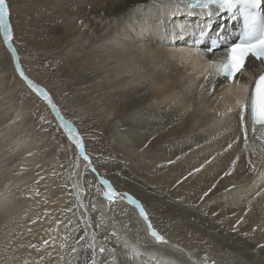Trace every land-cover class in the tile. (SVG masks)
<instances>
[{"label": "bare ground", "instance_id": "bare-ground-1", "mask_svg": "<svg viewBox=\"0 0 264 264\" xmlns=\"http://www.w3.org/2000/svg\"><path fill=\"white\" fill-rule=\"evenodd\" d=\"M153 3L36 0L31 23L37 36L31 39L17 30L11 17L16 14L25 23L26 0H6L12 39L6 43L0 32V264H58L68 213L61 198L53 197L48 159L32 153L37 139L24 141L17 152L27 157L30 177L13 175L17 153L5 156L7 145H13L6 126L35 111L37 103L42 105L39 121L46 120L42 116L47 118L49 112L52 115L41 97L25 94L23 81L15 74L18 65L28 82L48 88L60 116L79 125L83 134L79 132L85 142L83 154L75 139L67 141L66 152L74 209L91 249L89 264L99 262L100 245L84 202L83 183L87 172L94 178L99 174L100 163L94 164L98 168L93 172L90 158L85 159L96 144L111 156L101 158L98 153L100 161H112L116 169L99 170V177L117 192H128L118 193L119 199L130 194L138 200L153 228L173 242L150 238L134 208L106 203L110 218L121 228L106 221L104 230L117 231L115 251L119 247L128 251L126 264H205V257L207 264H264V133L251 124L247 108L238 103L246 102L247 84L264 62L249 58L227 84V78L214 74L216 67L211 72L199 52L182 50L187 46L182 35L196 30L202 11L195 9L198 16L191 18L193 11L174 0ZM207 13L210 25L217 20V27L229 25L225 13ZM19 38L56 63L68 50L72 52L56 69L58 74L52 73L54 88L21 59ZM224 52L219 49L206 56L214 59ZM20 91L25 105L19 106L12 102ZM54 112L53 126L55 118L60 121ZM74 130L72 137L78 136ZM92 189L88 190L93 201H99L96 205H106ZM104 208L100 206L98 213H105ZM121 229H128L130 238L121 235ZM188 236L198 238L189 249Z\"/></svg>", "mask_w": 264, "mask_h": 264}, {"label": "rangeland", "instance_id": "rangeland-1", "mask_svg": "<svg viewBox=\"0 0 264 264\" xmlns=\"http://www.w3.org/2000/svg\"><path fill=\"white\" fill-rule=\"evenodd\" d=\"M26 2H27V5L24 6V8H23L24 12L27 15V19L25 18V23L23 24V22H19L18 16L16 14H14L11 17H13L15 19V23L17 22L16 23L17 24V30L18 31H24L25 34H27L31 39H33L32 37L37 36V28L31 23V20L33 18H35L34 17L35 13L33 11V7H35V5H36V0H26ZM23 18H24V16H23ZM46 18H47V16L44 17L45 20H46ZM88 37H87V39L92 38L91 36H88ZM16 41L18 43L19 50H20L21 55H22L21 59L24 61V63L27 66H30L32 69H34V71L36 73L38 71L39 74H41V75L43 74L44 77H46L48 80L51 81L50 85H51V87H53L52 84H54L53 81L55 80V78H53V79L51 78L52 73H57L56 69H58L60 67L62 62L65 61L66 57L68 55H71L72 52L68 50V52L63 54L62 58L61 59L59 58L57 63H56L53 60L54 58H52L51 56H48V55L41 53V52L38 53L33 48L30 49L26 44L23 43V41L21 39H20L21 42H19L17 39H16ZM56 65L58 67H56ZM14 68H16L15 65H14ZM35 68L37 71L35 70ZM19 69H21L20 65H18L17 69H15V74L19 77V79H21V81H23L22 83L24 85L22 87H23V91L25 92V94L28 96L29 93L33 92L38 97H41L40 100L46 106H49L52 115H55L54 109L52 108L51 104H49L48 101L44 97L39 96L40 94H39L37 88L36 89L32 88V86L28 82L26 74L24 73V76H21ZM23 72H24V70H23ZM44 88L48 92V88L46 86ZM23 91H20L18 93V97L15 98L12 103L18 104L19 106L25 105V101H24L25 100V94H23ZM48 94L50 95L51 98L53 97V96H51V94L49 92H48ZM37 106L38 107L36 109H34L35 111H32L31 113H29L27 116H25V118L21 119L18 122L16 121L15 123L10 124V125L5 127V128H9L10 132H9V135L7 137L9 138L10 142H13V145L12 146L7 145L4 153H5V156H8L9 154H12V153H17L21 147V144L24 141L30 143L34 139H37V146L35 149L32 150V153H34V155L38 158L48 159L47 168L49 170H52V172H53L52 178H51V190L53 193V197L54 198L60 197L61 198L60 199L61 206L68 209V211H67L68 213L65 215L67 220L65 219L64 223H63V238H62V243H61V246L59 249V254H58V264H89L91 249H90V247H89V245L86 242V239L84 237V232L82 230L81 218L78 216L77 210L74 209V205H75L74 204V197H73V192H72V188L70 185L71 178H70V175L68 173V168H67L69 162H68V158H67L66 144H68L67 141L73 142V137L70 136V134L61 125V122L59 120H57L55 118V116H54V118H55L56 124H55V126H53L54 125V121L52 119L53 116L50 114V112L48 114H46L47 118L45 116H42L43 119H46V120L39 121L40 118L38 119V117H39L40 111L42 110V105L37 103ZM39 124H44L41 129L39 127ZM71 125H72V127L75 125L73 128L77 131H75L74 129L73 130L76 132V134H78L79 138L82 139V141L84 142L83 136H82L83 134L80 131L79 125H77L76 123H74V125L72 123ZM87 129L90 133H93L92 128H87ZM79 132H81L82 135ZM84 143H83V145H84ZM94 148H96V149H94ZM94 148H90V150H91L90 153H88L86 151L87 155L89 156V157L88 156L87 157H88V159L90 158L91 163H92L91 167H89V168L90 169H92V168L97 169L98 167L94 164L100 163L98 165L100 168L99 169L100 171L106 170V169L111 170V171H115L116 170L115 169V163L112 161H111V163H108V162L103 161V160L100 161L101 159L99 158L98 153L102 154L103 157H101V158H110L111 156H109L108 153L104 152V150L99 149L100 148L99 144H98V146L96 144L94 146ZM83 151H84V148H83ZM109 153H111V152L109 151ZM95 155H98V156L95 157ZM30 169L31 168H30L27 157H25L20 152L17 153L16 157H15V161L13 163V169H12L13 175H16L18 177H24V176L30 177L32 175V174H29ZM99 170L97 169L99 174L96 173L95 178H94L92 172H91V174H92V177H91L90 172L86 171L87 172L86 176H85L86 178L84 179L85 183H83V186L86 185L85 186L86 188H83L84 189V194H83L84 195V202H85V205L87 207V210H88V213H89V216L91 219V223L93 226V230L95 232V236H96L97 241L100 245L99 253H98V260H97L99 262H97V264H122V263L126 264V262L130 261V256L128 254V251L125 248H120V247L117 249V252L115 251V244L113 242L117 240L114 238L117 231H115L114 227H112V229H109V230H104V228L105 229L107 228V226L104 227L107 222L110 223L111 225L115 224V226L118 223L116 219L114 220V219L110 218V217H112L111 216V208L108 207L106 203L118 204L119 207H120V205H124L127 207L130 206L129 208L132 210L134 208L135 212L137 213L136 214L137 218L141 221L142 226L144 227L143 228L144 231L153 240H156V238L153 237L150 233V230L148 228V221H145V219L140 215L139 208H137V206L128 199V197H127L128 195H125V197H124V194L123 195L121 194L120 196H122V198H120V199L117 197L119 195H116L111 200H109L105 196L104 193L106 191H108V189L102 183V180H104L105 178L101 176L102 179H100L101 177H99L101 174ZM92 171L95 172V170H93V169H92ZM90 185H92V186H90ZM91 187L93 188L92 190L96 191L97 195L99 196V199L103 200L106 205L102 204L103 202L101 203V205H98V206L96 205L99 201L98 202L93 201L94 194H92L93 192L92 193L89 192ZM112 188L115 189V191L117 192V189L114 186ZM97 191H99V192H97ZM117 193H126L127 194L128 192H117ZM100 206H102L103 208L107 206L106 208H104V209H106L105 213L99 214L102 212L101 210L98 213ZM107 211H110V212L107 213ZM100 215H102V216H100ZM102 218H103V220H102ZM113 218H115V217H113ZM148 220H149V218H148ZM117 226H119V224H117ZM125 226H122V228L125 229ZM120 228L121 227L119 226L118 229H120ZM124 229H121V231ZM119 235H117V236L119 237ZM121 235H124L127 238H130V236H131L128 229L124 230L123 234H121ZM163 237H164V240L161 242L165 243L166 241H168L170 243H173V242H171V240H169L168 237H166V236H163ZM186 239L185 240L187 242H189L187 244L188 246L184 245L187 247V249L191 248L193 246L192 245L193 243L195 245H197V243H198V238H194V239H196V240H194V239H190V236H188ZM175 241H178V240L176 239ZM117 242L118 241H116V243ZM117 245H119V243H117ZM74 249H75V251H74ZM101 249H103V251H101ZM119 250H122V251H119ZM176 258H177V260H181V258H179V257H176Z\"/></svg>", "mask_w": 264, "mask_h": 264}, {"label": "snow or ice", "instance_id": "snow-or-ice-1", "mask_svg": "<svg viewBox=\"0 0 264 264\" xmlns=\"http://www.w3.org/2000/svg\"><path fill=\"white\" fill-rule=\"evenodd\" d=\"M262 3H264V0H194V3L190 5L203 8H208L210 5H217L221 10L227 9L228 11H232L239 6V12L244 18L243 33L240 42L233 44L229 48L227 60L219 67L221 74L228 77H234L236 73L243 69L245 61L249 57L264 62V13L257 12L256 10ZM209 15H211V13H209ZM8 16L9 9L6 0H0V32L3 33L6 43L10 42L12 39V31ZM201 35H204V33L202 32ZM19 71L21 76H24L23 70L19 69ZM29 84L33 87H37V90L41 92L48 103L51 104L52 108L56 110L61 125L71 135L73 132L71 122L60 116L56 105L52 104L50 95L45 90L39 89L38 86H35L30 80ZM255 85L251 97L245 98L246 102L238 101V103L242 104V108H250L254 127L256 124L264 126V73L259 75L258 79L255 81ZM241 118L243 119V111L241 112ZM73 139L76 140L77 147L81 150V154H83L84 145L82 139L78 138V136H74ZM229 147H231V145H229ZM85 159H88L86 155ZM169 163H171V161H169ZM232 163L234 165L236 161L234 160ZM249 163H251V161H249ZM201 167H203V165ZM253 170H255L254 167ZM195 171H199V169H195ZM228 174L230 173H225V175ZM189 175H191V173H189ZM102 183L108 189L104 194L109 200L116 195H119L115 189L112 188L109 181L102 180ZM214 187L215 185H213V188ZM209 191H211V189H209ZM207 195L208 192H205L204 196ZM128 199L139 208L140 215L145 221H148V228L151 235L155 237L157 241H163L164 237L153 228L151 222L148 220V214L145 211L144 206L130 195L128 196ZM237 223H239V221ZM101 251H103V249H101ZM205 264H207V257H205Z\"/></svg>", "mask_w": 264, "mask_h": 264}]
</instances>
